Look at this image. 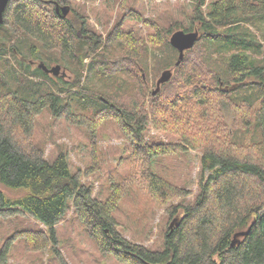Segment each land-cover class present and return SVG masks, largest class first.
Returning a JSON list of instances; mask_svg holds the SVG:
<instances>
[{"label":"trees","instance_id":"16d2710c","mask_svg":"<svg viewBox=\"0 0 264 264\" xmlns=\"http://www.w3.org/2000/svg\"><path fill=\"white\" fill-rule=\"evenodd\" d=\"M57 5L70 7L66 18ZM84 11L69 0H10L4 12L0 216L22 214L46 231H13L0 250V264H10L17 240L28 252L52 251L59 264H68L55 228L69 209L99 250L123 264H264V0H197L191 26L168 19L167 27L159 28L153 17L146 20L144 39L131 24L128 33L121 32L123 23L105 39L92 34ZM126 11L141 21L136 8ZM196 24L199 40L176 66L179 54L170 35L192 32ZM36 63L60 65L75 79L65 84L33 68ZM166 70H173L172 79L153 96L152 83ZM45 111L88 129L92 141L103 122L115 120L136 158L129 182L145 188L173 219L165 250L119 234L114 216L123 197L119 184L100 200L82 183L80 171L70 170L65 153L47 157L34 137ZM150 124L177 140L148 139ZM188 149L201 152L198 192L192 203L175 204L190 191L150 169L156 157Z\"/></svg>","mask_w":264,"mask_h":264},{"label":"rangeland","instance_id":"374dc122","mask_svg":"<svg viewBox=\"0 0 264 264\" xmlns=\"http://www.w3.org/2000/svg\"><path fill=\"white\" fill-rule=\"evenodd\" d=\"M69 1L75 7L79 6L85 9L81 13L87 20L92 34L102 36L104 39L108 32H113L119 27V23H123L119 29L121 32L128 33L130 31L128 24H131L134 34L136 35L139 31L141 33L139 38L144 39L149 29L146 20L153 17H156L155 21L159 28L162 25L167 27L168 19L177 22L178 26L182 28L189 27L192 25L189 17L197 4V0ZM143 1L145 5L142 7ZM211 1L213 0H206V4ZM127 6L138 10L137 15L142 16L141 21H136L128 16ZM197 26V24L193 26L192 32L198 30ZM89 62L90 59L85 61V65ZM37 64L39 63L32 67L35 68ZM62 71L66 72L65 77L60 75L57 78L64 80L65 84L71 83L75 79V75L71 71L65 69ZM59 79H56V82ZM157 81L152 83L153 91L156 89ZM227 118L228 121L232 119L230 113ZM150 125L148 139L164 141L168 139L167 136H171V139L177 140L176 137L156 129L152 124ZM99 128L97 138L92 141L88 129L74 126L62 118H54L48 111H45L36 120L34 137L35 142L39 141L43 144L49 159L54 160L58 154L65 153L68 157L70 170L73 173L80 171L82 183L92 186L96 198L106 200L113 191L112 185L119 184L122 187L123 197L114 214L119 234L126 240L143 245L153 251L165 250V235L173 220H169L167 207L162 206L151 197L139 183L129 182L130 164L135 157L132 156L130 143L119 130L115 120L108 119ZM200 159L201 152L188 149L176 155L156 157L153 161L150 170L154 174L162 176L175 186L190 191L186 198L175 200V204L187 205L195 200L200 177ZM88 167H96L95 172L84 175ZM5 192L10 196L20 195V192ZM26 228L46 231L44 226L22 214H16L13 218L0 216V250L6 244V238L13 231H22ZM55 229L59 252L68 264H123L113 255L103 254L99 250L96 242L89 236L87 228L75 216L72 209L67 211L66 217ZM15 242L11 245L10 264H59L52 251L31 253L25 250L21 240Z\"/></svg>","mask_w":264,"mask_h":264},{"label":"water","instance_id":"95a60500","mask_svg":"<svg viewBox=\"0 0 264 264\" xmlns=\"http://www.w3.org/2000/svg\"><path fill=\"white\" fill-rule=\"evenodd\" d=\"M10 0H0V26L4 24V12ZM56 11L61 18H66L70 13V7L68 5L56 6ZM199 40V32L195 30L194 32L186 33L183 30L176 31L172 34L170 38L171 46L179 52V60L176 66H179L180 63L184 60L185 52L192 49L194 45ZM39 69L42 70L47 75H52L54 77H65L66 72L62 71L60 65H54L51 68H48L44 63L39 64ZM173 76V70H166L162 73L161 77L156 83V89L153 91V96L157 95L161 86L171 80ZM173 225H171L172 227Z\"/></svg>","mask_w":264,"mask_h":264},{"label":"flooded vegetation","instance_id":"af4514ba","mask_svg":"<svg viewBox=\"0 0 264 264\" xmlns=\"http://www.w3.org/2000/svg\"><path fill=\"white\" fill-rule=\"evenodd\" d=\"M37 66H39V64H37ZM52 66H50L49 68H51Z\"/></svg>","mask_w":264,"mask_h":264},{"label":"bare ground","instance_id":"6f19581e","mask_svg":"<svg viewBox=\"0 0 264 264\" xmlns=\"http://www.w3.org/2000/svg\"><path fill=\"white\" fill-rule=\"evenodd\" d=\"M159 251V250H158Z\"/></svg>","mask_w":264,"mask_h":264}]
</instances>
